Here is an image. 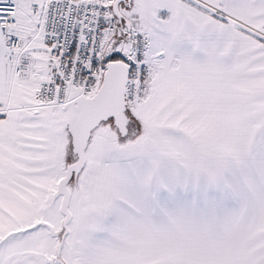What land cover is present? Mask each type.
Masks as SVG:
<instances>
[{"label":"snow or ice","instance_id":"6c2138e0","mask_svg":"<svg viewBox=\"0 0 264 264\" xmlns=\"http://www.w3.org/2000/svg\"><path fill=\"white\" fill-rule=\"evenodd\" d=\"M0 264H264V0H0Z\"/></svg>","mask_w":264,"mask_h":264}]
</instances>
